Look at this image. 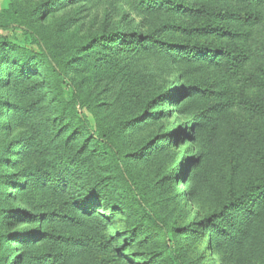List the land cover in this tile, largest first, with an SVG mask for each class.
<instances>
[{
    "label": "trees",
    "instance_id": "1",
    "mask_svg": "<svg viewBox=\"0 0 264 264\" xmlns=\"http://www.w3.org/2000/svg\"><path fill=\"white\" fill-rule=\"evenodd\" d=\"M67 1L73 0H43L30 9L13 3L0 9V30L16 23L24 34V40L18 41L0 33V136L11 128L12 121L5 117L9 112L26 125L11 143L0 137V264H6L10 254L8 264L23 260L15 249L5 251L8 243L34 244L44 238L77 240L72 235L44 231L39 224L57 221L65 226L78 225L84 216H89L91 227L101 235H105L111 223L117 224L115 234L105 235L107 245L111 244L115 252L109 258L110 263L132 264L128 261L129 250L140 246L146 238L159 242L161 247L153 254L164 264H192L185 254L182 234L187 238L204 237L209 245L214 231V244L221 237L230 243L237 242L258 217V206L264 205V172L197 223L181 226L159 213L153 194L138 179L133 164L164 145L195 142L200 129L207 124L210 128L219 125L231 115L232 108L264 118V0H128L146 11L161 9L176 14L184 22H165L143 32L138 25L128 27L119 19L81 44L40 42L34 35L28 42L25 31H30L33 21L52 6ZM172 32L180 34L181 40L168 38ZM149 52L162 53L172 62L185 63L193 69L202 67L207 74L189 83L161 82L134 115L105 125L76 75L84 69L104 68L119 56L128 58L130 53ZM253 57L260 62L249 69ZM14 85L18 87L12 89ZM9 94L28 98L20 103L9 100ZM171 110L181 116L187 111L191 114L164 131L153 133L135 149L123 148L122 130L166 117ZM236 120L233 117L227 123L237 129L240 124ZM46 138L53 144L49 150L45 148ZM29 152L41 155L11 173L4 172L2 168L15 166ZM89 157L103 161L113 172L109 184L87 181L74 184L86 174L85 159ZM181 157L176 166L164 173L165 185H175L183 179L187 164L195 163L197 158ZM26 184L27 188L63 194L67 199L45 212L6 207L8 193L3 192V185L21 190ZM181 199L185 197L177 198ZM120 215H126V220ZM10 220L19 223L20 229L11 230ZM91 245L82 241L85 248ZM139 254L142 260L139 264H153L149 257ZM55 258L52 254L43 264H50Z\"/></svg>",
    "mask_w": 264,
    "mask_h": 264
},
{
    "label": "rangeland",
    "instance_id": "2",
    "mask_svg": "<svg viewBox=\"0 0 264 264\" xmlns=\"http://www.w3.org/2000/svg\"><path fill=\"white\" fill-rule=\"evenodd\" d=\"M42 1L0 0V9L8 8L13 3L23 9H30ZM123 13H126L125 18ZM119 19H123L128 27L131 24L138 25L143 32L165 22L176 24L184 22V19L176 14L161 9L146 11L128 0H73L52 6L41 18L34 20L33 25L29 26L30 31H25V38L28 41L31 40V35H34L40 42L64 41L81 44L93 33L112 26ZM0 33L18 41L24 40L23 31L16 23L6 30H0ZM169 37L181 40L177 32H172ZM256 38H260V35L256 34ZM119 57L104 68L84 69L76 75L82 91L87 94L91 106L105 125H114L134 115L146 99L153 95L159 83L167 84L172 81L178 83L182 80L189 83L207 74L205 72L207 70L202 67L193 69L185 63L172 62L162 53L149 52L137 55L130 53L128 58ZM251 62L249 69L260 61L253 57ZM3 70L6 75L9 74L6 68ZM7 87L8 85H5V89ZM17 87L14 85L12 89ZM1 90L2 88L0 95ZM26 96L14 97L9 94V100L16 99L24 103L28 98ZM174 111L171 110L166 117H158L148 124L122 130L120 136H122L123 148L127 151L135 149L153 133L164 131L191 114V111H187L181 116ZM229 113L231 115L224 117L223 121L214 128H210L207 124L200 129L196 134L195 142L180 141L176 145H164L159 150H151L149 154H144L133 164L138 179L143 181L153 194L159 213L169 222L181 226L197 223L205 214L219 207L231 194L240 191L249 181L258 178L264 172V118L251 116L237 108L230 109ZM5 117L12 121L11 128L7 132L3 131L4 134L0 137L1 140L11 143L21 131L26 129V125L11 112ZM233 117L240 124L237 129L231 128L227 123ZM29 128L31 129L30 126L28 130ZM49 141V138H46V150L53 145ZM39 155L41 154L29 152L15 166L9 165L2 169L11 173L19 165L36 161ZM181 155H194L197 158L195 163L187 164V174L183 179L175 185L171 183L165 185L164 182L162 183L164 173L182 160ZM85 160L88 161L87 172L78 177L74 184L80 181L98 185L109 184L113 174L110 168L101 160L90 157ZM12 179L16 180L18 177ZM2 189L3 192L8 193L7 196L4 193L5 204L10 208L19 206L45 212L60 206V203L67 199L63 194L54 195L35 187L27 188V184L21 190L6 185H3ZM81 191L86 192L85 189ZM181 196L185 199L177 200ZM258 208V217L246 227L237 242L230 243L221 237V240L214 244L216 235L214 231L209 245L204 237L187 238L182 234L187 259L192 264H264V205ZM119 217L124 220L127 218L126 215ZM9 223L11 230L18 227L20 229L19 223L13 220ZM116 225L111 223L104 231L105 235L109 232L115 234ZM39 227L53 234L72 235L77 240L62 242L53 238H44L34 244L8 243L6 252L15 249L17 253L23 255V260L17 264H43V261L52 254L56 258L50 264H125L126 262H109V258L113 257L115 252L111 244L107 245L106 236L91 227L89 216H84L78 225L65 226L57 221H43ZM82 241L88 245L92 243L91 248L83 247ZM160 247L155 239L146 238L140 246L136 245L129 250L131 257L128 261L132 264L142 263L138 258L141 252L149 257L153 264H164L161 258L157 256L154 258L153 254ZM215 248L217 251L214 250ZM11 255L7 257L6 264Z\"/></svg>",
    "mask_w": 264,
    "mask_h": 264
}]
</instances>
